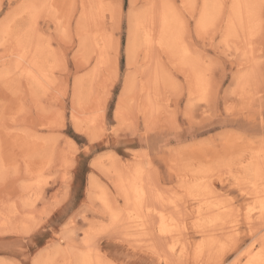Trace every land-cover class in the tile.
Instances as JSON below:
<instances>
[{
	"label": "rangeland",
	"instance_id": "1",
	"mask_svg": "<svg viewBox=\"0 0 264 264\" xmlns=\"http://www.w3.org/2000/svg\"><path fill=\"white\" fill-rule=\"evenodd\" d=\"M27 1L40 4V0H0V24L18 13ZM168 1L183 22L181 36L191 64L181 61L173 50L160 51L156 41L151 42L157 29L151 26L147 14L160 0L134 3L128 0L141 24L140 27L137 24L133 65L128 63L127 19L109 7L115 0H55L54 10L37 6L38 10L30 14L17 15L18 26L12 29L18 33L17 27L27 36L28 56L34 55L41 41L44 45V62L48 61V65L43 63V67L48 68L46 77L40 80L43 86L18 74L17 60L22 49L17 48L16 40L9 35L0 39V153L3 151L0 154L3 160L0 159V264H75L76 255L90 248L93 256L97 253L96 259L102 257L104 264H166L162 256L170 264H214L215 261L223 264L225 260L236 264L239 256L258 244L251 237L264 230L261 223L264 218H255L253 228L244 229L237 240L225 229L213 233L208 243L211 249L206 255L200 260L180 261L170 257L169 240L157 233L158 223L153 217L147 218L149 226L145 233L131 228L136 222L127 220L133 206L126 205L121 194L120 176H137L138 181L149 186L145 188L148 200L145 207L153 206L186 223L187 229L180 231L178 237L186 239L188 246L207 239L192 226L199 217L192 212L195 206L206 201L211 205L212 209L201 215L204 223L213 219L221 206L232 210L233 218L244 220L243 211L237 210L249 207L255 201L253 197H258L256 192L264 189V178L256 182V187L253 172L244 177L237 168L240 163L251 164L252 155L259 147L264 148V0H256L258 21L250 28L252 34L247 30L230 39L226 38V29L233 17L232 0L217 1L219 9L216 13L214 9L215 15L200 36L196 25L203 0H188L186 7L183 0ZM59 17L62 25L56 20ZM146 24L152 27L153 39L146 40L150 34L145 30L151 29L145 28ZM80 36H86L85 51ZM54 56L57 63L52 61ZM101 56L106 63H102ZM159 66L162 71L157 70ZM189 68L194 73L196 68L199 73L190 74L187 79ZM94 69L98 73L89 75ZM245 69L251 74L242 86L237 75ZM6 70L10 71L8 78L5 74L9 71L4 74ZM157 73L161 77L159 81H155ZM81 76L87 86L89 78L96 79L91 84V95L83 97L76 107L73 86ZM128 77L133 78L134 88L125 95ZM153 86L154 105L148 108L151 98L146 89ZM73 111L82 122V131L74 129V135L78 139L87 138L88 134L95 137L94 155L88 154L91 159L87 163L81 159L76 141L63 135L67 130L66 118L70 119ZM7 157L13 161L9 162ZM93 180L97 188H92ZM197 183L198 190L205 194L202 201L185 194L190 184ZM160 195L166 200L164 204L157 200ZM68 208L75 211L64 220L62 210ZM111 210L119 216L122 212V224L121 220L117 223L110 220ZM218 217L222 221L232 218L224 213ZM225 234L229 236L227 239ZM231 243L236 250L230 245L228 248ZM222 244L226 245L224 249H220ZM59 250L60 254L56 255ZM48 255L52 258L47 260Z\"/></svg>",
	"mask_w": 264,
	"mask_h": 264
},
{
	"label": "bare ground",
	"instance_id": "2",
	"mask_svg": "<svg viewBox=\"0 0 264 264\" xmlns=\"http://www.w3.org/2000/svg\"><path fill=\"white\" fill-rule=\"evenodd\" d=\"M55 1V0H40V4H33L32 2H23L21 7L19 8L18 10V13L16 14H13L12 16H9L6 21H4V23H1L0 24V39L1 38H7L6 36H11L12 38L10 39H15L16 41V46L18 49H22V52H21V55L19 56L18 60H17V70H18V74L20 76H22V78L24 77L26 80H31L32 82L34 83H37V85L39 84H43V82H41L40 80L43 78V77H46L47 73L45 74V69L48 68V66L45 68V66L43 67V63L47 64V62H44L45 61V58L43 56V51L45 50L44 48V45L41 41L40 45H36L37 49L36 51L34 50V55L36 53V56H32L30 57V55L28 56L27 52L25 50L26 49V46L28 45L27 42H29L27 40V36L25 35L26 38H24L23 36V33L20 31V30H17V27H16V31L18 33H16L12 28L16 26H18L16 23V19L18 18V16L20 17V15L22 13H29L31 12L32 10H36L38 7L41 9H53V4L52 2ZM136 1V0H134ZM134 1L132 0V3H134ZM219 0H203L204 2V6L202 8V12L200 13L199 17L197 18V25H196V32L197 34L200 36L203 34V29L206 28L208 25L207 23H209V20L215 15V13L218 11V3L217 2ZM51 3V4H50ZM187 3H188V0H183V6L186 7L187 6ZM255 3H256V0H232V13H233V17L231 19V21L227 22L228 23V29L227 30V35H226V38L230 39L231 36L233 35H236V33H241V32H246L247 30H249L250 34H252L250 28H252V24H254V26L256 25V22L258 21V14L255 12L256 11V7H255ZM190 5V4H189ZM38 6V7H37ZM154 7H152V10L147 14V18L148 20L151 22V26L153 25L154 28L156 27L157 29V34L154 36V40H152L151 42L153 43L154 41H156V45H158V48L160 51H164V52H169V50H173L172 52H175L176 54H178V58L181 60V61H184V62H191V58L190 56L188 55V53L186 51L188 50H185V47H184V44H183V40H182V32L183 30H181V22L182 20H180L175 8L173 7V5L170 4V2L168 0H160V3L158 4L156 2V4L154 3L153 5ZM194 6V5H193ZM55 8V7H54ZM93 8V7H92ZM194 9V8H193ZM214 9H215V13H214ZM38 10V9H37ZM54 10V9H53ZM192 10V9H191ZM43 11V10H42ZM86 11V10H85ZM37 12V11H35ZM89 12V11H88ZM34 13V12H33ZM62 13V11H61ZM90 13V12H89ZM30 14V13H29ZM36 14V13H35ZM34 14V15H35ZM18 15V16H17ZM22 16V15H21ZM32 16V15H31ZM39 16V14H38ZM37 17V16H36ZM54 18V16H53ZM60 18V17H59ZM56 18V20L58 21V25H62L63 24V21L61 20V18ZM32 19V18H31ZM230 19V18H229ZM29 20V18H28ZM27 20V21H28ZM36 20V18H35ZM147 20V21H148ZM25 21V20H24ZM33 21V20H32ZM28 25H29V22H27ZM31 23V22H30ZM34 23V21H33ZM89 24V23H88ZM137 24H138V27H140V19L138 17H134V26H133V31H132V36H131V43L129 42V33H128V42L126 44V47H127V54H128V63L130 65H133L134 64V61H135V53H136V33L138 31L137 30ZM183 24V22H182ZM81 25V24H80ZM90 25V24H89ZM147 26L145 28H151V29H148V30H145V32H147V34L149 35L150 34V38L149 39H146V40H150V39H153V36L151 37V30H152V27L148 24H146ZM212 25V24H211ZM145 26V25H144ZM184 26V25H183ZM30 27V26H28ZM82 28V27H81ZM59 29V28H58ZM209 28H207L208 30ZM28 30V28H27ZM65 30H67L65 28ZM80 30H83V29H80ZM22 31H23V28H22ZM78 31V30H77ZM89 31V30H88ZM31 32V30H30ZM29 32V33H30ZM81 33V31H79ZM144 32V33H145ZM206 32V31H205ZM248 32V31H247ZM246 32V33H247ZM65 33V32H64ZM70 33V32H69ZM87 33V32H86ZM84 34V33H83ZM226 34V32H225ZM237 34V35H238ZM28 35V33H27ZM63 35V34H62ZM65 35V34H64ZM184 35V34H183ZM147 37V35H146ZM237 37V36H236ZM38 38V36H37ZM80 40H81V46L83 47L84 45L86 46L88 42H86V36L85 37H81L80 36ZM145 38V37H144ZM9 39V38H8ZM25 39V40H24ZM30 39V38H29ZM39 39V38H38ZM36 39V40H38ZM226 40V39H225ZM27 41V42H26ZM40 41V40H39ZM89 41V40H88ZM139 42V41H138ZM149 42V41H147ZM151 42H149V44H152ZM47 43V42H45ZM95 43V42H94ZM38 44V42H37ZM49 44V43H48ZM92 44V43H91ZM96 44V43H95ZM98 45L101 46V43H98ZM49 46V45H48ZM84 46V47H85ZM93 46V45H92ZM45 47H46V44H45ZM89 47V46H88ZM50 48V47H49ZM29 49V47H28ZM47 49V48H46ZM84 49V48H83ZM92 48H90L91 50ZM102 49V48H101ZM86 50V47L84 49V51ZM29 51V50H28ZM48 51V50H47ZM46 52H44L46 55ZM52 51V49H51ZM50 52V50H49ZM48 52V53H49ZM93 52V51H92ZM20 53V51H19ZM51 54V53H50ZM53 54V53H52ZM86 54V53H85ZM49 58H52L51 56L52 55H47ZM46 56V59H48V57ZM56 56V55H55ZM55 56L53 57L54 59H52V61H54L55 63H57L56 59H55ZM176 56V55H174ZM43 57V58H42ZM102 58V56H101ZM78 60V59H77ZM85 60V58H84ZM88 60V59H86ZM99 60V59H98ZM101 60V59H100ZM99 60V61H100ZM82 61V60H81ZM173 61V60H172ZM53 62V64H54ZM101 62V61H100ZM105 62V59L102 58V63ZM87 63V62H86ZM106 63V62H105ZM99 64V63H98ZM191 64V63H190ZM48 65V64H47ZM50 65V64H49ZM101 65V64H100ZM104 65V64H103ZM154 65V64H153ZM159 65V63H158ZM51 66V65H50ZM53 66V65H52ZM58 66V65H57ZM99 66V65H98ZM56 67V65H55ZM155 67H156V63H155ZM154 67V68H155ZM158 67V66H157ZM52 68V67H51ZM58 68V67H56ZM97 68V66L95 67ZM153 68V67H151ZM182 68V67H181ZM252 68V67H251ZM190 69V68H189ZM254 69V68H252ZM5 70V69H4ZM53 69H51L52 71ZM157 70H160V66H159V69ZM164 70V69H163ZM9 70H6L4 72V74L6 72H8ZM14 71V70H13ZM98 70L97 69H94V71L92 70V72L89 74L87 73L86 75H95V73H98L97 72ZM159 71V72H160ZM180 71V69H179ZM3 72V71H2ZM153 72V71H152ZM158 72V71H156ZM249 71L245 69V71H241L239 72V74L237 75V78H239L242 82L240 85L243 86V84L245 82H247V79L250 78V74L251 73H248ZM10 73V71L8 73H6V78H8V74ZM154 73V72H153ZM199 73V71L195 68V73L194 71L192 70V68L190 70L187 71V74H186V78L187 79H190V74L193 75V74H197ZM3 74V73H2ZM158 74V73H157ZM165 74V73H164ZM11 75V74H10ZM51 75V74H50ZM85 75V76H86ZM151 75V73H150ZM162 75V73H161ZM166 75V74H165ZM149 76V75H148ZM99 77V75H98ZM136 77V75L133 76V78ZM151 77V76H150ZM154 77V76H152ZM168 77V76H167ZM5 78V79H6ZM79 78V79H78ZM83 78L82 76L81 77H77L76 78V81L74 83V86H73V104L74 106L76 107H79V105L81 104L82 102V99L83 97H88L91 95V92H92V88H91V84L93 82H95V77H91L88 79V82L87 84L89 83L90 85L87 86L86 83H85V80L83 82ZM87 78V77H85ZM130 78V79H129ZM132 77H128V80L126 82V85H125V89H124V94L127 95L129 94L131 91H133V88H134V84H133V79ZM166 78V77H165ZM99 78H97L98 80ZM136 79V78H135ZM134 79V80H135ZM149 79V78H148ZM161 79L160 77V74L156 75V78H155V81H159ZM168 79V78H167ZM2 80V79H1ZM13 80V79H12ZM51 80V79H50ZM97 80H96V83H97ZM150 80V79H149ZM164 80V79H163ZM170 80V79H168ZM172 80V79H171ZM40 81V82H38ZM148 81V80H146ZM151 81V80H150ZM149 81V82H150ZM14 82V80H13ZM49 82V81H48ZM53 82V81H52ZM171 82V81H169ZM95 83V84H96ZM158 83V82H157ZM197 85L200 84L199 82H196ZM28 84V83H27ZM152 84V83H151ZM150 84V85H151ZM160 84V83H159ZM162 84V83H161ZM194 84V83H193ZM155 85V83H154ZM191 85V84H190ZM29 86V85H28ZM31 86V85H30ZM29 86V87H30ZM43 86V85H42ZM149 86V85H148ZM158 86V85H157ZM97 87V86H96ZM94 87V88H96ZM99 87V86H98ZM93 88V89H94ZM192 89H190L192 92L193 91V87L191 85ZM237 88V86H236ZM100 89V88H99ZM156 89V88H155ZM154 89V86L151 87V88H147L146 89V93L148 94V96L151 98V99H148V105L147 107L150 108L152 107L154 104H153V98L151 97V93H153L154 91H156ZM46 90V88H45ZM95 93V92H94ZM237 93V92H235ZM234 93V94H235ZM146 94V95H147ZM238 95V94H237ZM244 98V96H243ZM86 100V99H84ZM83 100V102H84ZM126 102V101H125ZM83 104V103H82ZM157 108V106H156ZM5 110V109H4ZM119 110V109H118ZM77 111V110H76ZM120 111V110H119ZM75 113V111H73ZM77 113H79L77 111ZM149 113V112H148ZM76 115V113H75ZM124 116V115H123ZM121 116V117H123ZM124 118V117H123ZM76 119H77V122L80 124L82 123L78 117L76 116ZM122 119V118H120ZM121 121V120H120ZM81 128H82V125H80ZM88 126V124H87ZM87 126L85 127V129L87 128ZM84 130V129H83ZM88 130V129H87ZM3 133V131L1 132ZM22 133V132H21ZM90 133V132H89ZM93 133V132H92ZM18 134V133H17ZM16 134V135H17ZM2 135V134H1ZM0 135V136H1ZM8 135V134H6ZM94 135V134H93ZM4 136V135H3ZM19 136V135H18ZM5 137V136H4ZM16 137V136H15ZM20 137V136H19ZM6 138V137H5ZM4 138V139H5ZM2 139V140H4ZM12 139V138H11ZM15 140V139H13ZM20 140V138H19ZM18 141V139H17ZM32 141V140H31ZM245 141V140H244ZM243 141V142H244ZM28 142V141H27ZM262 142V141H261ZM17 143V142H16ZM264 143V142H263ZM39 145V144H38ZM52 146V145H51ZM246 147V145H245ZM259 147V146H258ZM2 148V147H1ZM42 147H40L41 149ZM242 148V146H241ZM7 149V148H6ZM37 149V148H36ZM39 149V148H38ZM43 149V148H42ZM36 152V150H34ZM49 151H51L49 149ZM45 153L47 152L46 150L44 151ZM3 151L0 153L2 154ZM38 153V152H37ZM8 153H6L5 155L7 156ZM11 154V153H10ZM4 155V154H3ZM26 155V154H25ZM38 155H42L39 154ZM46 155L49 156L48 152L46 153ZM45 155V158H48L46 157ZM52 155V154H51ZM9 156V155H8ZM32 156V155H31ZM254 160L252 161V163L250 164H247V165H243V164H238L237 165V168H238V172L241 174V176H244V177H249L250 173L253 172V176L255 175L256 177H254V180H256L254 183V185L256 186L257 185V181L259 182V180L263 179L264 178V148H258L255 155L253 154L252 155ZM251 156V157H252ZM38 157V156H37ZM14 158V157H12ZM32 158V157H31ZM30 158V159H31ZM34 158V157H33ZM40 158V157H38ZM42 158V157H41ZM44 158V159H45ZM230 158V157H229ZM261 158V159H260ZM1 159V158H0ZM7 159L9 160L10 157ZM6 159V160H7ZM36 159V158H35ZM7 160V161H8ZM11 160V159H10ZM9 162H12L13 160H11ZM29 160V159H28ZM42 160V159H41ZM1 161H3L1 159ZM44 161V160H42ZM46 161V159H45ZM41 162V161H40ZM247 163V162H246ZM1 164V163H0ZM14 164V163H13ZM229 164V163H228ZM28 165V164H27ZM113 165V163H112ZM224 166V165H223ZM229 166H231L229 164ZM2 167V165H1ZM41 167V166H39ZM43 167V166H42ZM5 168V167H4ZM106 168V167H105ZM114 168V167H112ZM227 168V167H226ZM40 169V168H39ZM114 169H117V168H114ZM140 169V168H139ZM236 169V168H235ZM33 170H34V167H33ZM42 170V169H41ZM113 170V169H112ZM118 170V169H117ZM237 170V169H236ZM29 171V170H28ZM37 171H38V167H37ZM30 172V171H29ZM114 172L116 171H113L112 173L114 174ZM118 173V172H117ZM120 173V172H119ZM43 176V175H41ZM146 176V175H145ZM40 176H38L39 178ZM147 179V178H145ZM202 179V178H201ZM246 179V178H245ZM39 180V179H38ZM41 180V179H40ZM39 180V181H40ZM141 181H142V178H141ZM144 181V180H143ZM200 181V180H199ZM240 181V180H238ZM237 181V182H238ZM247 181H250V180H247ZM249 184V183H248ZM91 185H92V188L96 187V184H95V180H93L91 182ZM145 185V183H144ZM144 185L138 181V178L137 176H132V177H128V178H123V177H119L118 179V186H119V189L121 191V194L123 195L125 201H126V205L127 204H132L133 206V209L130 208V212H129V216L127 217V220L131 221V223H134L136 222V225L135 227L132 225H130L131 228H135V229H139L141 230V233H145L147 232V228L149 226V223H148V219L152 218L154 219L155 221H157V233L169 240V245H168V251H169V254H170V257L171 258H176L180 261H184L186 259H196V260H200L203 255L207 252V251H210V245L208 243L210 238L212 237L213 233H216L220 230H228V233L233 236L236 240L237 239H240L241 238V235L244 233V229L246 230H251L254 226V221H255V218L256 220L257 219H263L264 218V211H262V208H264V189L261 190V191H257V195L258 197H256V199H254L253 197V203L251 205H249V207H247L245 210L243 209H240V210H237L239 212H242L243 215H244V220L242 219H239V218H233L231 215L232 214V210H226L227 208H225L224 206H221L218 210V214L216 216L213 217V219H208L206 223L202 222L203 221V218H202V214L207 210V209H212L211 208V205L210 204H207L208 201L206 202H203V204H200L198 206H195V208H193L192 212L196 213L197 216H199L198 218H196V222L192 225L194 230L195 231H199V233L202 234V237L203 238H206L207 239H204V240H201L199 242H192L190 246L187 245V242L182 238H179L178 236H181V232L180 231H183V230H186L187 227H186V223L185 225L183 224V222H180L179 219H177L175 216L173 215H168V214H165L164 212H160V211H157L156 208H154L153 206H147L145 207V201L147 200L146 197H147V193L145 191V188L149 187L147 185ZM253 185V186H254ZM198 186V183L197 184H190V188L187 192H185L186 195L188 196H191L195 199H198L200 201L201 198H205V194H204V191H202V189L198 190L197 188ZM244 186V185H243ZM249 186V185H248ZM251 186H252V183H251ZM254 186V187H255ZM206 187V185H205ZM257 187V186H256ZM255 187V188H256ZM100 188V187H99ZM102 188V187H101ZM197 188V189H196ZM250 189V187H249ZM104 190V189H103ZM153 190V189H152ZM197 190V192H196ZM101 191V189H100ZM105 191V190H104ZM213 191V190H212ZM211 191V192H212ZM148 192H151L152 194V191H148ZM253 193V192H252ZM255 193V194H256ZM161 194V193H159ZM204 194V195H203ZM153 196L155 195V193L153 192L152 194ZM248 195V194H246ZM180 196V195H179ZM183 196V194L180 196V198ZM183 198V197H182ZM176 199V198H175ZM152 200V199H150ZM149 200V201H150ZM158 202L159 203H162L164 204L165 203V199L164 197H162L161 195L158 197ZM157 200H155V203L157 204ZM148 201V200H147ZM169 201V199H168ZM176 201V200H175ZM177 202V201H176ZM180 203V201H178ZM174 204V202H172ZM170 202H168V204H172ZM214 204V203H213ZM147 205V204H146ZM153 205V204H152ZM106 206L108 209H110V207L108 206V203L106 202ZM111 206V205H110ZM157 206V205H156ZM165 206V205H164ZM217 206V204H216ZM247 206V205H246ZM129 207V206H128ZM131 207V206H130ZM160 207V206H159ZM233 208V207H232ZM128 209V208H127ZM161 209H163L161 207ZM234 209V208H233ZM251 209V211H250ZM17 210V209H15ZM160 210V208H159ZM112 211V210H111ZM175 212V211H174ZM236 212V211H235ZM126 213V212H125ZM124 213V214H125ZM177 213V212H176ZM183 213V212H182ZM221 213H224L227 218L228 217H232L230 220H226V221H222V219H220L218 216H220ZM122 212L120 213V216H121ZM179 214V213H178ZM216 214V213H215ZM109 215V213H108ZM111 221L113 223H117L119 222L121 219V217L119 216V213L115 212V211H112L111 212ZM136 215V216H135ZM237 215V214H236ZM256 215H258L257 217H255ZM241 216V213L240 215H238V217ZM109 217V216H108ZM136 217V219L134 218ZM161 217H163V222L165 224V230H164V234H161V228H160V224H161ZM184 217V216H183ZM201 217V218H200ZM211 218V217H210ZM125 219V218H124ZM137 219H141L140 221H138ZM137 220V221H135ZM128 221V222H129ZM126 222V221H125ZM150 222V221H149ZM153 222V221H152ZM222 222V223H221ZM130 223V224H131ZM226 223V224H225ZM261 223L264 225V222L261 221ZM106 224V223H105ZM121 224H122V220H121ZM124 224V222H123ZM183 224V225H182ZM110 225V224H108ZM117 225V224H116ZM111 226V225H110ZM121 226V225H119ZM125 227V226H124ZM129 227V226H128ZM207 227V228H205ZM107 228V227H105ZM113 228V227H112ZM129 229V228H128ZM130 231V230H129ZM127 233V232H126ZM133 234V233H132ZM131 234V236H132ZM250 234V233H249ZM128 235V234H127ZM130 235V234H129ZM128 235V236H129ZM134 235V234H133ZM226 235V234H225ZM251 235V234H250ZM127 236V237H128ZM227 236L226 235V239H227ZM210 237V238H209ZM229 237V236H228ZM254 237V234H252V237ZM135 238V237H134ZM215 238V237H214ZM234 239V240H235ZM233 240V241H234ZM93 241V240H92ZM135 241H140L139 239H135ZM142 242V241H141ZM143 243V242H142ZM140 244V243H139ZM219 244V243H218ZM229 245L234 249L236 250V246L233 245L232 243L231 244H228V248H229ZM258 244L254 245L253 247L251 248H248V250H246L241 256L238 257L237 261H236V264H239L242 263V264H249V262L251 261V264H261V255L259 254V249L257 247ZM167 246V245H166ZM214 247V246H213ZM226 247L225 244H222V247H220V249H224ZM230 247V248H231ZM91 249V248H90ZM90 249H87L88 252H84V253H80V255H76V257L74 258V263L75 264H104L102 262V257L96 259L95 256H97V253L94 254L93 256V251H89ZM249 249H252V253L249 252ZM94 250V249H93ZM218 250V249H217ZM228 250V249H227ZM226 250V251H227ZM50 251V250H49ZM55 251V249H54ZM60 254V250L59 252L56 251V255L57 254ZM54 254V256H55ZM206 255V254H205ZM224 255V254H223ZM100 256V255H99ZM219 256V255H218ZM222 256V255H221ZM52 258L50 255L47 256V260ZM95 258V259H94ZM221 258V257H220ZM41 260V259H40ZM162 261H164V263L166 264H170L169 262V259L166 258V257H163L162 256ZM41 262V261H40ZM216 262V261H215ZM214 262V264H215ZM39 264V263H38ZM41 264V263H40ZM106 264V263H105Z\"/></svg>",
	"mask_w": 264,
	"mask_h": 264
},
{
	"label": "snow or ice",
	"instance_id": "3",
	"mask_svg": "<svg viewBox=\"0 0 264 264\" xmlns=\"http://www.w3.org/2000/svg\"><path fill=\"white\" fill-rule=\"evenodd\" d=\"M109 7L113 10L114 13L116 11H120L122 17L127 19L129 42L131 43V36H132V31H133V26H134V17L136 16V10L134 9L132 5L128 3V0H123L122 3H121V0H115L114 3L109 5ZM113 103H115V101ZM66 129L67 130L63 133V135L70 141H73V140L76 141L78 145V150L82 154L81 159H83L84 162L87 163V161L91 159V156L88 154L91 152L94 155V151H93L94 145L92 141L95 139V137L88 134L87 138L81 137L78 139L74 135V129L76 132L82 131L80 124L77 122L76 115L74 112L70 119L66 118ZM62 211L64 212V220H66L69 216H72L74 214L75 209L68 208ZM262 211H264V208H262ZM60 222L63 223V220H61ZM160 228H161V234H164L165 224L163 222V217H161ZM256 241H258L257 247L259 249V254L262 257L261 264H264V230H261L258 236L253 237V242H256ZM252 251H253L252 249H249L250 253H252ZM223 264H235V262L232 260H225ZM249 264H251V261L249 262Z\"/></svg>",
	"mask_w": 264,
	"mask_h": 264
}]
</instances>
